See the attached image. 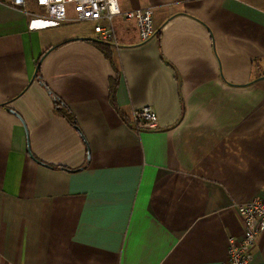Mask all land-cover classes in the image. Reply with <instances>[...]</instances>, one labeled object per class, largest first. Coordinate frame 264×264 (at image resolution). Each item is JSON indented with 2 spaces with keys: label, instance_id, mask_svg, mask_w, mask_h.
<instances>
[{
  "label": "crops",
  "instance_id": "crops-1",
  "mask_svg": "<svg viewBox=\"0 0 264 264\" xmlns=\"http://www.w3.org/2000/svg\"><path fill=\"white\" fill-rule=\"evenodd\" d=\"M118 3L158 34L0 0V264H223L264 197V0Z\"/></svg>",
  "mask_w": 264,
  "mask_h": 264
},
{
  "label": "built area",
  "instance_id": "built-area-1",
  "mask_svg": "<svg viewBox=\"0 0 264 264\" xmlns=\"http://www.w3.org/2000/svg\"><path fill=\"white\" fill-rule=\"evenodd\" d=\"M9 1L16 8H25L27 6V0ZM35 1L38 6L45 10V16L53 20L94 22V29L101 35L102 41L114 46H119L114 24L116 16L119 15L136 22L143 41H148L158 34L153 20L154 7L123 10L118 0H115V6H113L112 0ZM70 8L73 9V16H70ZM131 124L138 132L156 129L159 127L158 114L151 105L135 108L132 112ZM234 208L243 222L244 230L239 238L229 237L227 257L223 264H252L258 237L264 232V197L237 202Z\"/></svg>",
  "mask_w": 264,
  "mask_h": 264
},
{
  "label": "trees",
  "instance_id": "trees-1",
  "mask_svg": "<svg viewBox=\"0 0 264 264\" xmlns=\"http://www.w3.org/2000/svg\"><path fill=\"white\" fill-rule=\"evenodd\" d=\"M64 115L70 120V122L74 123L73 117L70 114L65 112Z\"/></svg>",
  "mask_w": 264,
  "mask_h": 264
},
{
  "label": "clouds",
  "instance_id": "clouds-1",
  "mask_svg": "<svg viewBox=\"0 0 264 264\" xmlns=\"http://www.w3.org/2000/svg\"><path fill=\"white\" fill-rule=\"evenodd\" d=\"M113 6H115V0H112Z\"/></svg>",
  "mask_w": 264,
  "mask_h": 264
},
{
  "label": "water",
  "instance_id": "water-1",
  "mask_svg": "<svg viewBox=\"0 0 264 264\" xmlns=\"http://www.w3.org/2000/svg\"><path fill=\"white\" fill-rule=\"evenodd\" d=\"M88 39H90V40H96V39H92V38H88Z\"/></svg>",
  "mask_w": 264,
  "mask_h": 264
}]
</instances>
